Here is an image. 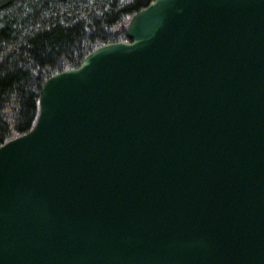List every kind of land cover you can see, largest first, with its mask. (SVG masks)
Returning a JSON list of instances; mask_svg holds the SVG:
<instances>
[{
	"label": "water",
	"instance_id": "95a60500",
	"mask_svg": "<svg viewBox=\"0 0 264 264\" xmlns=\"http://www.w3.org/2000/svg\"><path fill=\"white\" fill-rule=\"evenodd\" d=\"M126 36L0 145V264H264V0H150Z\"/></svg>",
	"mask_w": 264,
	"mask_h": 264
},
{
	"label": "trees",
	"instance_id": "16d2710c",
	"mask_svg": "<svg viewBox=\"0 0 264 264\" xmlns=\"http://www.w3.org/2000/svg\"><path fill=\"white\" fill-rule=\"evenodd\" d=\"M150 0H0V145L29 131L44 81L96 47L127 40Z\"/></svg>",
	"mask_w": 264,
	"mask_h": 264
}]
</instances>
